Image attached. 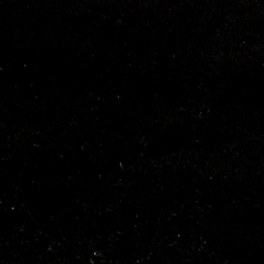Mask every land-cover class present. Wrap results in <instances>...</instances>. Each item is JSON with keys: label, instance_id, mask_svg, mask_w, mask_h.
Returning <instances> with one entry per match:
<instances>
[{"label": "water", "instance_id": "95a60500", "mask_svg": "<svg viewBox=\"0 0 264 264\" xmlns=\"http://www.w3.org/2000/svg\"><path fill=\"white\" fill-rule=\"evenodd\" d=\"M0 264H264V0H0Z\"/></svg>", "mask_w": 264, "mask_h": 264}]
</instances>
